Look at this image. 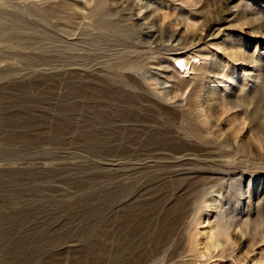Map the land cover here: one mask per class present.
Instances as JSON below:
<instances>
[{
    "label": "rangeland",
    "instance_id": "rangeland-1",
    "mask_svg": "<svg viewBox=\"0 0 264 264\" xmlns=\"http://www.w3.org/2000/svg\"><path fill=\"white\" fill-rule=\"evenodd\" d=\"M0 264H264V0H0Z\"/></svg>",
    "mask_w": 264,
    "mask_h": 264
},
{
    "label": "bare ground",
    "instance_id": "bare-ground-1",
    "mask_svg": "<svg viewBox=\"0 0 264 264\" xmlns=\"http://www.w3.org/2000/svg\"><path fill=\"white\" fill-rule=\"evenodd\" d=\"M174 58L177 60V61H181V55H179V53H175L174 55ZM178 71H180L178 68H176Z\"/></svg>",
    "mask_w": 264,
    "mask_h": 264
}]
</instances>
